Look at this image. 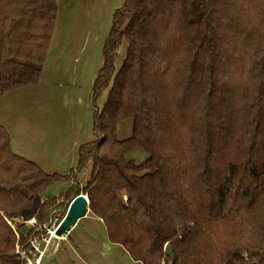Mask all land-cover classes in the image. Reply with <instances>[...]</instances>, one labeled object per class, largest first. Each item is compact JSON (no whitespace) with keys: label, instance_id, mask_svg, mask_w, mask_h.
Returning a JSON list of instances; mask_svg holds the SVG:
<instances>
[{"label":"trees","instance_id":"1","mask_svg":"<svg viewBox=\"0 0 264 264\" xmlns=\"http://www.w3.org/2000/svg\"><path fill=\"white\" fill-rule=\"evenodd\" d=\"M58 2L0 0V100L40 83ZM93 103L95 138L67 175L15 153L0 125V264H28L22 253L34 255L56 209L65 216L80 194L135 261L172 264L171 242L175 264H264V0H125ZM129 118L133 135L121 140ZM137 148L141 163L128 158ZM63 181L73 185L43 200ZM15 215L36 223L17 236Z\"/></svg>","mask_w":264,"mask_h":264},{"label":"rangeland","instance_id":"2","mask_svg":"<svg viewBox=\"0 0 264 264\" xmlns=\"http://www.w3.org/2000/svg\"><path fill=\"white\" fill-rule=\"evenodd\" d=\"M124 2L125 0H59L58 23L40 83L12 90L0 100V125L11 130L15 153L43 165L45 170L51 168L56 160H60L51 172L67 175L73 169L69 168L72 156L67 153L75 140L76 126L84 124L80 139L82 144L95 138L94 77L103 64V48L112 27L114 13ZM127 48L128 41L124 40L116 59L118 69L126 57ZM107 98L108 91L99 99L98 105L103 107ZM133 128V118L122 121L118 127L119 138H130ZM147 156L148 153L143 148H137L128 158L141 163ZM89 172L90 168L78 175L80 182L86 180ZM71 185L70 181L58 182L49 187L47 192L56 194L67 191ZM64 202L65 198L62 197L58 205ZM89 212L91 216L94 215ZM18 217L20 218L13 221L17 225V231L12 228L20 236L21 232L27 233L34 226L36 221H32L36 218ZM57 217H65L62 206L56 209L46 235H42L41 247L45 248L42 264H87L89 256L84 246L74 245L73 238L69 235L62 236L65 239L53 236L60 223L55 222ZM93 223L95 222L89 219H82L73 236H79L85 228L93 226ZM87 230L91 231V228ZM86 239L87 244L93 245V250L99 248V238L93 240L87 236ZM35 254L36 252L30 255V258H34ZM26 260L28 262L27 258Z\"/></svg>","mask_w":264,"mask_h":264},{"label":"crops","instance_id":"3","mask_svg":"<svg viewBox=\"0 0 264 264\" xmlns=\"http://www.w3.org/2000/svg\"><path fill=\"white\" fill-rule=\"evenodd\" d=\"M94 78H96V77H94ZM83 126H84V124L76 126V128L74 130L75 140L72 142V146H71L69 152L67 153V155L72 156V160H71V163L69 166V168H71V169L74 168L76 165L75 163H77L76 156H77L78 148L82 144L80 139L82 138V133L84 130ZM8 131L12 137L11 130L8 129ZM12 147H13V141H12ZM59 163H60V160H56L53 164H51L52 167L51 168L48 167L49 169H47V170L44 169L43 165H41V164L40 165L43 167V169L46 172L50 173L51 171L55 170V168L58 166ZM51 173H55V172H51ZM58 173H60V172H58ZM63 192H65V191H61V192H58L56 194H48V192L46 190L42 194V197H43V199H46L48 197L58 196V195L62 194ZM84 218L89 219L91 222L94 221L95 222V223H93L94 225L85 228L86 230L83 233H81L77 237H74L73 236L74 233H76V231L78 230V224H77L74 227L73 231L68 235L70 238L71 237L73 238V244L74 245H76L77 247H79V246L85 247L86 253H88V256H89L88 261L86 260L87 264H143L140 261H135L131 257L130 253L122 245H120L118 243H114L109 239L107 226L101 218L94 216V215L91 216L90 212ZM84 218H82V219H84ZM88 228H91V231H88L87 230ZM87 236L91 237L93 240L95 238L100 239L98 249L93 250V245H89L86 243L88 240V239H86ZM60 239H65V237H62ZM57 246H59V243H57Z\"/></svg>","mask_w":264,"mask_h":264},{"label":"water","instance_id":"4","mask_svg":"<svg viewBox=\"0 0 264 264\" xmlns=\"http://www.w3.org/2000/svg\"><path fill=\"white\" fill-rule=\"evenodd\" d=\"M90 199L87 194L78 195L71 203L68 208V211L57 226L55 232L59 237L70 234L78 222L86 217L90 211ZM166 253L171 257L172 264H175L176 255L172 246V243L169 242L166 245Z\"/></svg>","mask_w":264,"mask_h":264},{"label":"built area","instance_id":"5","mask_svg":"<svg viewBox=\"0 0 264 264\" xmlns=\"http://www.w3.org/2000/svg\"><path fill=\"white\" fill-rule=\"evenodd\" d=\"M18 218H20V217H18V216H15L14 218L6 217V219H7L8 222H9V224H10L15 230L17 229V228H16L17 225H15V224L13 223V221L15 222ZM62 220H63V218L60 219L59 217H57V218L55 219V222H58V221L61 222ZM35 221H36V220L33 219L32 222L34 223ZM59 224H60V223H59ZM55 230H56V229H55ZM16 231H17V230H16ZM17 234H18V232H17ZM32 246H33V248H34V250H35V252H36L34 258H33V257L30 258V256H27V254H26L25 252H23L22 255L28 259L29 264H42L43 259H44V256H45V248L43 249V248L41 247V246H42V239H35V240H33V242H32Z\"/></svg>","mask_w":264,"mask_h":264},{"label":"bare ground","instance_id":"6","mask_svg":"<svg viewBox=\"0 0 264 264\" xmlns=\"http://www.w3.org/2000/svg\"><path fill=\"white\" fill-rule=\"evenodd\" d=\"M53 236H57V237H59V236L57 235V233H56V232H53Z\"/></svg>","mask_w":264,"mask_h":264}]
</instances>
